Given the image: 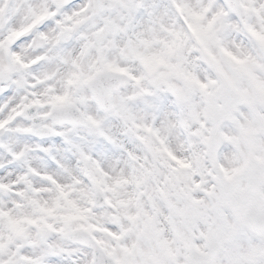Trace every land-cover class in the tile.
Returning a JSON list of instances; mask_svg holds the SVG:
<instances>
[{
  "label": "snow or ice",
  "instance_id": "6c2138e0",
  "mask_svg": "<svg viewBox=\"0 0 264 264\" xmlns=\"http://www.w3.org/2000/svg\"><path fill=\"white\" fill-rule=\"evenodd\" d=\"M0 264H264V0H0Z\"/></svg>",
  "mask_w": 264,
  "mask_h": 264
}]
</instances>
